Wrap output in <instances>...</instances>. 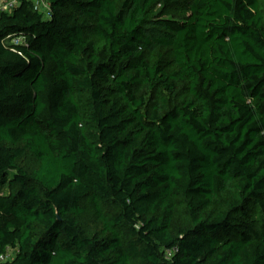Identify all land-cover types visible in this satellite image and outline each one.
I'll use <instances>...</instances> for the list:
<instances>
[{"label": "trees", "instance_id": "trees-1", "mask_svg": "<svg viewBox=\"0 0 264 264\" xmlns=\"http://www.w3.org/2000/svg\"><path fill=\"white\" fill-rule=\"evenodd\" d=\"M262 1L0 10V264H264Z\"/></svg>", "mask_w": 264, "mask_h": 264}, {"label": "rangeland", "instance_id": "rangeland-1", "mask_svg": "<svg viewBox=\"0 0 264 264\" xmlns=\"http://www.w3.org/2000/svg\"><path fill=\"white\" fill-rule=\"evenodd\" d=\"M261 3H262L263 14H264V0ZM44 14L47 16V11ZM183 14H184L183 11H181L179 9H173V10H171V13L169 16L172 18H181L183 16ZM15 39L16 38H14L12 41L14 42ZM149 96H150V98L152 97L151 95H149ZM20 165L25 167L26 169H28L30 171L37 169V167H38L37 160L31 152H27L26 155L20 160ZM104 208H105L107 213H116L117 212V209L110 203H105ZM85 214L86 215L81 220L82 226L86 230H89L91 233L96 232L98 229V223L94 219V216L90 213L89 210ZM15 255H16V251L14 249H10L6 258L11 260L15 257Z\"/></svg>", "mask_w": 264, "mask_h": 264}, {"label": "built area", "instance_id": "built-area-1", "mask_svg": "<svg viewBox=\"0 0 264 264\" xmlns=\"http://www.w3.org/2000/svg\"><path fill=\"white\" fill-rule=\"evenodd\" d=\"M23 0H0V10L5 12H12L16 6H18ZM34 2L36 8L42 12L45 13L47 11V16L50 14V3L48 0H29ZM25 38L23 36H18L14 42H23ZM2 259H4L2 257Z\"/></svg>", "mask_w": 264, "mask_h": 264}]
</instances>
